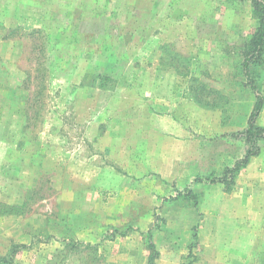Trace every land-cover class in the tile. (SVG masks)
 I'll list each match as a JSON object with an SVG mask.
<instances>
[{"label":"rangeland","instance_id":"374dc122","mask_svg":"<svg viewBox=\"0 0 264 264\" xmlns=\"http://www.w3.org/2000/svg\"><path fill=\"white\" fill-rule=\"evenodd\" d=\"M254 15L0 0V264H264V140L209 182L244 154Z\"/></svg>","mask_w":264,"mask_h":264},{"label":"trees","instance_id":"16d2710c","mask_svg":"<svg viewBox=\"0 0 264 264\" xmlns=\"http://www.w3.org/2000/svg\"><path fill=\"white\" fill-rule=\"evenodd\" d=\"M254 6V17L256 20L255 27L251 34L247 37L244 44L239 48L241 61L240 67L247 79L248 86L255 94V103L250 112L247 127L244 130L245 134V148L243 156L238 159L231 168H227L224 172V177H214L209 179L210 183L220 182L228 184L232 179L233 174L241 166H243L248 159L257 153L259 140H264V126L256 123L257 116L263 104V95L256 86V78L254 77V68L263 64L264 54V0H251ZM199 181V178H194ZM188 193V190L184 191ZM17 245L14 246L16 250ZM14 252V251H13Z\"/></svg>","mask_w":264,"mask_h":264}]
</instances>
